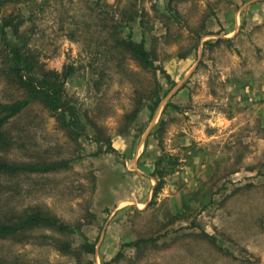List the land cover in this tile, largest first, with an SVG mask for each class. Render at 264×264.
<instances>
[{"label":"rangeland","instance_id":"1","mask_svg":"<svg viewBox=\"0 0 264 264\" xmlns=\"http://www.w3.org/2000/svg\"><path fill=\"white\" fill-rule=\"evenodd\" d=\"M9 14L41 68L73 66L63 96L86 136L40 101L3 126L0 160L68 165L0 173V219L39 209L77 230L0 239V264H264V0H4ZM4 55L0 102L24 96Z\"/></svg>","mask_w":264,"mask_h":264},{"label":"trees","instance_id":"2","mask_svg":"<svg viewBox=\"0 0 264 264\" xmlns=\"http://www.w3.org/2000/svg\"><path fill=\"white\" fill-rule=\"evenodd\" d=\"M4 0H0V12ZM23 20L18 15L9 14L0 17V42L4 50V67L2 69L6 79L10 80L16 86L24 91L22 98L0 102V149H6L9 146L4 131L1 130L8 121L24 110L31 102L40 101L51 114L55 115L64 125L69 135L73 137L86 136L83 129L78 126V117L76 108L64 99V84L66 79L73 73V66L66 65L61 72L40 67L34 55L29 51L26 45L18 42H12L8 39L6 29L11 28L18 36L19 28ZM22 39V38H20ZM119 45L124 47L138 62L148 69H159L165 73L164 69L156 66L150 53L132 39L120 40ZM166 77L169 78L168 74ZM108 150H115L108 144ZM68 161L49 162L40 164H21L8 163L0 160V173H41L55 171L66 167ZM160 169L153 172L156 183L153 192L156 193L162 187L163 179ZM35 227H45L53 229L59 233H73L76 227L70 226L55 216L43 213L39 209L21 214H11L9 217L3 215L0 219V239L16 236L28 229ZM148 239L133 241L131 245L138 246L139 243H146ZM86 252H93V243L84 242L81 245Z\"/></svg>","mask_w":264,"mask_h":264}]
</instances>
